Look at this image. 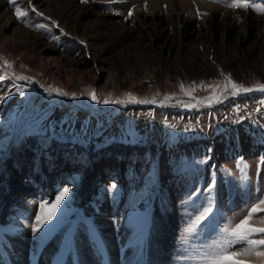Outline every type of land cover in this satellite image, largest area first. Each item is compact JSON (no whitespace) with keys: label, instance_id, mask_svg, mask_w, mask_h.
<instances>
[{"label":"rangeland","instance_id":"374dc122","mask_svg":"<svg viewBox=\"0 0 264 264\" xmlns=\"http://www.w3.org/2000/svg\"><path fill=\"white\" fill-rule=\"evenodd\" d=\"M131 1L0 0V264H192L264 197V92L206 103L210 90L193 100L179 87L221 73L264 83V15L232 0H191L221 8L206 18L168 0L163 13L135 12ZM128 93L155 103H104ZM64 188L33 234L40 203ZM209 195L212 213L186 233ZM163 211L178 242L151 255V216Z\"/></svg>","mask_w":264,"mask_h":264},{"label":"snow or ice","instance_id":"6c2138e0","mask_svg":"<svg viewBox=\"0 0 264 264\" xmlns=\"http://www.w3.org/2000/svg\"><path fill=\"white\" fill-rule=\"evenodd\" d=\"M82 3L87 0H81ZM10 5H15L17 0H8ZM227 7L232 9H251L257 14L264 15V2L257 3L256 0H232L231 3L227 4ZM129 12V16H131ZM26 13L21 8H15V16L17 20H21ZM7 63V62H5ZM10 67V65H8ZM223 77L218 83L207 84L201 81L199 84L193 82L189 86L181 84L180 90L186 95L192 97L193 100L196 98L192 96V93L198 88L208 91L211 94L203 98V102L212 103L220 99L225 94L236 96L240 93L251 92L254 90L264 92V83H255L251 87L245 86L241 83L234 81L230 75L221 73ZM4 79L0 76V80ZM16 79L25 80L30 79L24 76H18ZM49 91L57 92L58 95H68V93L59 91L56 89H49ZM23 95V92L20 93ZM74 95V94H73ZM93 100L96 99L94 93H90ZM127 100H105L104 103H155V100H140L137 101L130 93L126 94ZM172 97L165 95V100H170ZM200 103V101H197ZM186 107H193L195 105L188 103ZM174 127V125H173ZM242 159V158H241ZM240 161H238L239 165ZM246 167V165H245ZM243 171V169H241ZM215 180L208 187L209 194L212 192ZM114 188L115 185L113 184ZM69 189L64 188L58 193L55 198V202L49 204L48 202H42L39 205V211L36 213L35 223L32 225L33 234H35L44 224L52 220L59 208L61 202L68 195ZM207 206H203L202 210L191 220V223L185 229L186 233L195 234L198 230V226L205 221L213 211L211 195L208 196ZM246 214L242 216L238 221L235 214L232 219H229L226 224L218 229L216 238L210 241L206 245V249L197 256L191 258L192 264H251L248 257L255 256L260 260V264H264V197H258L255 201L247 204L242 210ZM258 218V224L253 223L254 219ZM239 246V248H237Z\"/></svg>","mask_w":264,"mask_h":264},{"label":"bare ground","instance_id":"6f19581e","mask_svg":"<svg viewBox=\"0 0 264 264\" xmlns=\"http://www.w3.org/2000/svg\"><path fill=\"white\" fill-rule=\"evenodd\" d=\"M168 1L176 3L177 6L179 7V9H183L185 11L184 15L190 16V17L191 16L192 17L199 16L198 15L199 14L198 13L199 10L201 12L200 16L202 17L204 15L203 18H206V17H208L209 15H211V14H213L215 12H220V10H221V8L216 6V5L209 4V3L205 4L202 1L201 2L200 1L192 2L191 0H168ZM168 1L167 0H147V1L146 0L145 1L144 0H132L131 2L134 3L135 12L154 14V13H163L162 9L164 7H166V5L168 4ZM197 4H200L201 8L198 9L196 7ZM202 9H204V11ZM202 11L206 12V14L202 13ZM226 11H228V10H226ZM226 14H228V13H226ZM200 21H202V20H200ZM151 219L153 221L152 224L154 226V230H153L154 233H150V237H149L150 240H147V243L149 242L148 244H150L149 248L150 247L152 248V245H156L158 247V249H159L158 252H160L165 247L164 240L165 239L167 240L168 237L172 238L174 236L172 238V243L173 244H176L178 242L177 238H175L176 237L175 236V230H176V228H175V219H174V217L171 216V212L170 211H163V212H160V213L156 212L155 214H153V216H151ZM121 241H122L121 246L127 249L128 248L129 238L128 237L122 238ZM10 246H12V243L10 244ZM150 251H151L150 252L151 255H154V253H153L154 252V248H152V250H150ZM101 255H99V256H101ZM18 256L20 257L21 255L17 253V254H15V256L13 258L18 259ZM94 256L96 257L97 263H99L101 261V260H99V256L97 254H95ZM80 257L81 258L85 257V255H82V253H81ZM126 257H127V259H130V255L129 256L126 255ZM115 259H116V257H115ZM104 261H105V259H104ZM111 261H113L112 258H111ZM154 261H156V260H154Z\"/></svg>","mask_w":264,"mask_h":264}]
</instances>
